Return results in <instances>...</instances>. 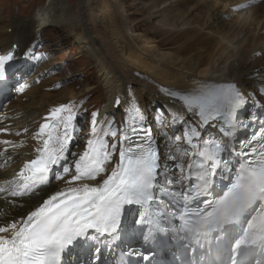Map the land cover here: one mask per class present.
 <instances>
[{"label": "snow or ice", "instance_id": "snow-or-ice-1", "mask_svg": "<svg viewBox=\"0 0 264 264\" xmlns=\"http://www.w3.org/2000/svg\"><path fill=\"white\" fill-rule=\"evenodd\" d=\"M35 58L42 57L37 54ZM13 61L11 50L0 55V82L7 81ZM23 90L24 86L17 87V91ZM170 94L197 117L184 130V138L194 151L184 153L192 162L188 165L189 175L180 177L184 190L182 211L176 217L180 226L199 236L216 234L220 238H227L230 229H238L233 249L237 255L242 247L264 246V122L252 136L253 141H260L258 146L240 141L237 154L241 159L232 164L222 155L226 151L223 141L205 139L203 148L194 141L202 137L201 126L217 120L224 126L222 136L232 135L227 129L235 127L239 111L247 104L246 94L234 83L219 82H204L199 87ZM120 103V99L115 101L116 106ZM129 104L125 123L131 121L132 126L120 135L119 162L110 171L106 167L117 151V130L110 124L106 129L98 127L103 121H98V113L93 112L92 138L74 161V174L67 181L69 187L49 196L20 221L0 226V264H64V256L79 243L98 242L102 237L118 239L127 206L153 202L163 166L151 130L145 126L146 115L135 101ZM76 118L77 111L71 105L56 107L46 117V121L54 123H43L33 137L41 146L35 149V158L27 161L19 173L24 182L38 186L49 182L54 169H58L57 180L72 172V165L62 162L68 161L69 148L78 131ZM136 121L140 122L139 127ZM109 136L113 139L110 145ZM174 167L183 172V164ZM105 173L97 184L84 182L97 180ZM23 194L12 192L13 196ZM181 194V191L171 192L177 197ZM154 235L149 231L145 239L150 240ZM95 251L98 253L99 247ZM142 259L149 261L151 256L144 254Z\"/></svg>", "mask_w": 264, "mask_h": 264}, {"label": "bare ground", "instance_id": "bare-ground-1", "mask_svg": "<svg viewBox=\"0 0 264 264\" xmlns=\"http://www.w3.org/2000/svg\"><path fill=\"white\" fill-rule=\"evenodd\" d=\"M169 1L155 0L141 10L144 19H148L150 14L165 20L170 28L166 31L150 27L141 31L139 19H134V14L131 16L122 11L123 0H80L69 7L59 1L49 0L45 6L38 7V16H33L30 22L14 29L13 35L8 34L0 21V51H7L13 44L20 51L48 24V27L63 25L68 29L67 36L76 39L81 49L87 48L93 54V59L100 66L98 72L109 101L107 104L113 111L115 101H121L118 108L121 122L117 155L108 164L109 171L119 162L120 135L132 126L131 121L125 123V110L130 106V101H135L146 115V127L151 120L147 115L145 100H150L153 104L162 105L169 114V123L172 126L177 124L182 132L191 127L188 119H192L193 124L197 117L186 111L181 102L170 94L177 90H190L204 82L234 83L246 94L245 98L253 103V87L259 88L264 102V77L260 73L264 68V0H172V5L167 6ZM161 4L169 8L163 12H154ZM174 27L177 29L174 30ZM246 72L248 75L243 76ZM65 91L66 88L50 94L49 91H43V86L30 88L25 93V100L17 99L12 108L28 116L37 114L39 117L43 114L42 119L51 123L50 120L46 121V117L67 100L65 96L68 94ZM73 96L71 94L68 98ZM32 119L35 118H23L15 122L16 133H10L7 128L0 132V142H12L0 143L1 154L6 150L11 154L20 148L18 151L27 152L26 157L31 156L41 144L33 138L39 129H29V124L24 126ZM139 123L135 122L137 127ZM77 125L78 128L82 126L81 123ZM78 131L74 133V141H87L88 138L79 140ZM90 132L91 129L86 130L80 138L85 133L88 136ZM156 137L161 146L163 138L158 135ZM183 142L187 144L185 138ZM201 142L196 143L201 145ZM85 148L81 147L83 150ZM186 150L189 154L194 151L188 144ZM26 157L24 160H27ZM21 162L16 157L10 162V168L0 170V180L3 178L0 181V226H7L26 217L48 198L47 193L69 187L67 181L71 179L74 170L72 164V172L63 178V182H54L50 187V182L39 185L43 189L28 191V194L18 199L8 194L6 185L12 177L11 170L21 171L23 168ZM190 162L189 156L185 155L178 161L183 164V169L188 168ZM106 175L84 182L97 184ZM15 178L16 174H13L12 180ZM182 189L179 180L164 195L174 197L172 200L176 201L177 197L171 195V192ZM22 202L26 205L19 207Z\"/></svg>", "mask_w": 264, "mask_h": 264}, {"label": "rangeland", "instance_id": "rangeland-1", "mask_svg": "<svg viewBox=\"0 0 264 264\" xmlns=\"http://www.w3.org/2000/svg\"><path fill=\"white\" fill-rule=\"evenodd\" d=\"M48 1L49 0H0L1 24L7 29L9 35H13L14 29L20 27L22 24L30 22L33 16H38V7L45 6ZM53 1H59L63 3V5L69 7L74 6L80 0ZM153 1L155 0H123L121 9L125 14L131 16L134 14V19H139L138 22L141 24V31L147 27L161 31L169 30L170 28L167 22L160 19V17H152L149 14L150 18H142L143 12H141V10L145 9V7ZM57 3L58 2H55V4ZM170 4L172 5V0L168 2L167 6H170ZM165 6L166 4H161L158 8H155L154 12H163V10L169 8ZM144 24H146V26ZM47 25L39 34H35L34 39L31 40V44L35 43L36 46L39 47L37 54L42 56L43 59L46 58V60H43L45 65L43 67L50 66L51 74L47 83L48 85H53L54 90L49 93L56 94L66 88L65 92L68 95L65 96L67 100L64 101L63 105H71L77 111L75 123L80 122L82 124L79 128V140L92 138L91 132L88 136H86L85 133L83 138H80V136L86 132V130L92 129L91 114L96 112L98 113L97 120L103 121V124L98 125V127L106 129L110 124L111 128L117 130V143L120 130L119 123L121 122L118 118L119 106L112 111L111 106L107 104L109 101L105 95V88L101 82L100 72H98L100 66L98 62H96L97 60L93 59V54L87 51V48L81 49L76 39L66 35L68 29L63 25L59 27L54 25H49L48 27ZM176 29L177 28L174 27V30ZM29 30L31 31V29ZM53 70H55V72H52ZM262 70L263 69H261L260 73L261 76L264 77V72ZM257 72L259 73V71ZM244 74L248 75V72L243 73V76H246ZM47 88L48 86H44L43 91H46ZM253 89L254 94L258 96L259 90L255 87H253ZM71 94L75 97L68 98ZM145 103L147 115L151 120L150 125L154 128V134L157 133L158 136L163 138L160 150L164 163L167 166L163 172V177H174L179 180L181 170L175 168L174 165L177 164L178 161L184 157V153L187 152V144L183 142L184 132H182L181 127H178L177 124H175L174 127L169 123V114L162 105L153 104L150 100H145ZM62 115H67V113H63ZM183 120L185 121V117ZM192 122V119H188L190 125H192ZM167 128H170V130H167ZM207 132L205 131L204 136H206ZM177 136L180 138L176 139ZM209 138L212 139L213 142L219 141L216 136ZM107 139L110 145L113 139L110 136L107 137ZM86 142L87 141H78L75 144L73 152L76 153V156L71 155L72 161L77 159L79 154H81V147H86ZM170 152L171 154L169 155L168 153ZM116 154L117 151L112 156L113 159ZM169 156L175 157L176 159L169 160Z\"/></svg>", "mask_w": 264, "mask_h": 264}]
</instances>
